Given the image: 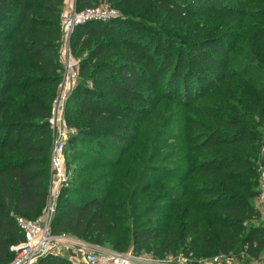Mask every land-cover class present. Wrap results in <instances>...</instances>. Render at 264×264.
Returning <instances> with one entry per match:
<instances>
[{"label": "trees", "instance_id": "obj_1", "mask_svg": "<svg viewBox=\"0 0 264 264\" xmlns=\"http://www.w3.org/2000/svg\"><path fill=\"white\" fill-rule=\"evenodd\" d=\"M103 2L123 15L79 24L71 36L79 62L64 115L77 133L52 232L121 252L160 243L157 254L260 259L264 0H76V8ZM65 3L0 0V264L25 239L17 217L37 219L48 204ZM123 167L135 168L130 182ZM37 264L74 263L48 255Z\"/></svg>", "mask_w": 264, "mask_h": 264}, {"label": "built area", "instance_id": "obj_2", "mask_svg": "<svg viewBox=\"0 0 264 264\" xmlns=\"http://www.w3.org/2000/svg\"><path fill=\"white\" fill-rule=\"evenodd\" d=\"M69 8L63 10L61 23L66 39V54L64 55L65 69L57 98L53 102V115L49 123L53 133V146L50 156V192L48 204L43 214L37 219L17 217L18 224L25 234L21 243L12 246L15 252L13 261L9 264H37L38 260L48 255H65L74 264H139L142 258L137 254L110 250L91 244L75 235L68 233H53L51 220L55 211L56 198L60 188L67 184L70 173L66 169V147L74 132L65 120L64 110L68 94L75 86L77 65L70 52V36L75 27L92 20L107 21L119 16L116 9L108 5L89 7L77 10L76 0H69ZM264 199V196H263ZM147 264H264V256L260 259H239L234 254H217L209 257H195L178 253L156 261L147 260Z\"/></svg>", "mask_w": 264, "mask_h": 264}, {"label": "rangeland", "instance_id": "obj_3", "mask_svg": "<svg viewBox=\"0 0 264 264\" xmlns=\"http://www.w3.org/2000/svg\"><path fill=\"white\" fill-rule=\"evenodd\" d=\"M71 1V0H70ZM103 5H108V6H111V7H113L112 5H110L111 3H109V2H103L102 3ZM69 1L68 0H66V3H65V5H64V8H63V10H67L68 8H69ZM114 9H116L117 10V12H118V14H119V16H122L123 15V13H122V10L119 8L118 9V7L116 8V7H113ZM118 16V17H119ZM71 36H72V34H71ZM71 36H70V44H69V46H70V49H72L71 48V42H72V38H71ZM240 42H243V40H240V41H238V43H240ZM64 55L66 54V39L64 40ZM72 52V51H71ZM64 55H63V59H64ZM72 55H73V53H72ZM73 89V88H72ZM71 92V91H70ZM69 95V94H68ZM157 113H154V115H155V117H157L158 115H159V112H158V110L156 111ZM154 117V118H155ZM150 119L149 120H145V122H144V127H147L148 126V124L150 123ZM70 127V126H69ZM71 129H73L74 130V132L72 133V135L73 134H76L77 133V131H76V129L75 128H72V127H70ZM68 151L66 152V157L67 156H69V154H71V150L69 149V144H68ZM143 151V150H142ZM115 155H117V154H115ZM124 167H126V166H124ZM122 168V170L119 172V174L117 173V172H114L113 170H110L111 172H114L115 174H118V175H120L123 179L122 180H124V181H131L132 179H133V177H134V175L132 174V172H131V168L132 169H135V168H133V167H131V168ZM103 169H105V168H103V167H100V168H98V169H96L95 171H101V170H103ZM73 181V180H72ZM72 181L69 183V185H71L72 184ZM263 196H264V193H263ZM116 201H118V200H116ZM257 205H258V207L260 208V209H262L263 210V217H264V199H263V197L258 201V199H257ZM123 231H125L124 230V228H123V226H121L120 227V230H119V232L118 233H122ZM111 241H113V242H115L116 241V236H115V233H111ZM85 241H87V240H85ZM88 242V241H87ZM90 243V242H89ZM91 244H94V243H91ZM158 244H160V243H153V244H151L150 245V248L149 249H147V248H144V249H142L141 251H139L138 253L135 251L136 249L134 248V245L132 244V245H130V246H128V247H125V249L123 250V252L124 253H133V254H136L137 253V255L139 256V257H141L143 260H142V262L141 263H139V264H147V260H153V261H156V260H158V259H161V258H166V256H169V255H177L178 253H182V252H185L183 249H181V250H179V251H176V253L175 252H173V251H166V252H163V253H159V254H157L156 253V251H158V248H156V246L158 245ZM96 245H98V246H100V247H103V248H107V249H110V250H115V251H117L116 250V247H115V244L114 243H112V242H106L105 244H96ZM183 250V251H182ZM122 250H120V252H121ZM178 252V253H177ZM66 255V254H65ZM14 259V258H13ZM12 259V260H13ZM11 260V261H12ZM10 261V262H11ZM81 264H87V263H85V262H82Z\"/></svg>", "mask_w": 264, "mask_h": 264}, {"label": "water", "instance_id": "obj_4", "mask_svg": "<svg viewBox=\"0 0 264 264\" xmlns=\"http://www.w3.org/2000/svg\"><path fill=\"white\" fill-rule=\"evenodd\" d=\"M261 167L264 168V149H263V152H262Z\"/></svg>", "mask_w": 264, "mask_h": 264}, {"label": "crops", "instance_id": "obj_5", "mask_svg": "<svg viewBox=\"0 0 264 264\" xmlns=\"http://www.w3.org/2000/svg\"><path fill=\"white\" fill-rule=\"evenodd\" d=\"M69 1V0H68Z\"/></svg>", "mask_w": 264, "mask_h": 264}]
</instances>
